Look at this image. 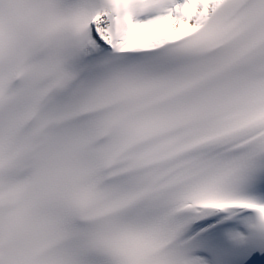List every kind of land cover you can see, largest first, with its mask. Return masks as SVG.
<instances>
[{
    "label": "snow or ice",
    "instance_id": "obj_1",
    "mask_svg": "<svg viewBox=\"0 0 264 264\" xmlns=\"http://www.w3.org/2000/svg\"><path fill=\"white\" fill-rule=\"evenodd\" d=\"M0 264H264V0H0Z\"/></svg>",
    "mask_w": 264,
    "mask_h": 264
}]
</instances>
